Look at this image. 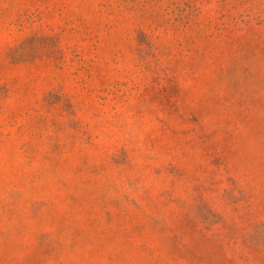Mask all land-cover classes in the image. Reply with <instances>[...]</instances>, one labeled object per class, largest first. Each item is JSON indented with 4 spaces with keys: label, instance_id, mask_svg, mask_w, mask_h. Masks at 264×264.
Segmentation results:
<instances>
[{
    "label": "rangeland",
    "instance_id": "obj_1",
    "mask_svg": "<svg viewBox=\"0 0 264 264\" xmlns=\"http://www.w3.org/2000/svg\"><path fill=\"white\" fill-rule=\"evenodd\" d=\"M0 264H264V0H0Z\"/></svg>",
    "mask_w": 264,
    "mask_h": 264
}]
</instances>
